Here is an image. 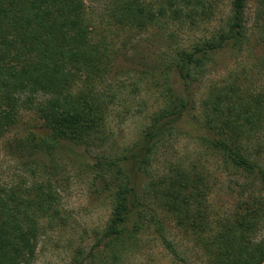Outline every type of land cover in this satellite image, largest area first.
Returning a JSON list of instances; mask_svg holds the SVG:
<instances>
[{
  "label": "trees",
  "instance_id": "16d2710c",
  "mask_svg": "<svg viewBox=\"0 0 264 264\" xmlns=\"http://www.w3.org/2000/svg\"><path fill=\"white\" fill-rule=\"evenodd\" d=\"M97 6L0 0V143L26 114L48 134L15 141L26 181L0 177V264H34L40 240L68 226L51 181L66 169L59 160L85 167L112 206L91 249L78 247L70 264H122L148 234L190 264L170 237L171 223L190 235L207 264H264V235L257 236L264 202L215 222L205 176L184 162L155 169L186 124L228 169L264 186V0H230L226 14L221 0ZM189 32L199 35L186 41ZM226 55L234 68L211 82L197 112L195 85L211 79ZM144 88L156 92L158 105L137 140L119 147L111 120L143 115L134 106H143Z\"/></svg>",
  "mask_w": 264,
  "mask_h": 264
},
{
  "label": "rangeland",
  "instance_id": "374dc122",
  "mask_svg": "<svg viewBox=\"0 0 264 264\" xmlns=\"http://www.w3.org/2000/svg\"><path fill=\"white\" fill-rule=\"evenodd\" d=\"M98 0H87L89 6L98 7ZM151 1V0H149ZM230 0H221L220 14L229 10ZM250 6L251 20L254 23V8ZM199 32H189L186 41L194 39ZM259 53V50L257 51ZM228 55L221 59L220 64L213 68L211 79L207 77L201 84L195 85L197 112L200 104L207 95L211 82L227 69L234 68L233 59ZM249 66V64L247 65ZM262 82V81H261ZM138 101L143 106H134V112L142 111L143 115L127 117L115 116L111 120L113 139L119 147H124L137 140L140 131L147 122L145 116L158 105L156 92L147 88ZM43 138L48 134L40 121L34 120V115L26 114L16 131L12 132L0 143V177L6 183L26 181L27 174L23 168V159L15 150V141L29 134ZM196 133L186 124H182L177 132V139H172L167 149L161 150V160L156 171L163 172V162L175 164L184 162L193 166L202 176L208 179L210 193L207 206L210 215L217 221L231 220L235 215H243L252 210L259 202H264V186L252 178H245L240 173L228 169L218 156L207 150L202 141L196 139ZM264 161V160H263ZM61 168H66L52 178V184L58 190L63 209L68 215V226L56 228L43 237L38 245L37 258L34 264H70L73 254L78 247L89 251L93 245V234L104 228L111 210V197L100 193L92 186V174L80 165H72L59 160ZM248 185H250L248 187ZM257 203V205H254ZM172 237L182 258L190 264H207L203 251L195 246L183 230L170 224ZM264 235V228L257 231V236ZM122 264H181L160 245L153 235H145L139 243V248L129 252Z\"/></svg>",
  "mask_w": 264,
  "mask_h": 264
}]
</instances>
